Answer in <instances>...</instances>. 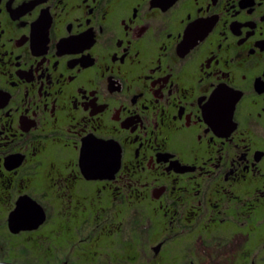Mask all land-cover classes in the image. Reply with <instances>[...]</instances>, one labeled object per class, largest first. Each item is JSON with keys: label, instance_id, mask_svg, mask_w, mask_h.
Here are the masks:
<instances>
[{"label": "flooded vegetation", "instance_id": "af4514ba", "mask_svg": "<svg viewBox=\"0 0 264 264\" xmlns=\"http://www.w3.org/2000/svg\"><path fill=\"white\" fill-rule=\"evenodd\" d=\"M28 238L264 264V0H0V240Z\"/></svg>", "mask_w": 264, "mask_h": 264}, {"label": "rangeland", "instance_id": "374dc122", "mask_svg": "<svg viewBox=\"0 0 264 264\" xmlns=\"http://www.w3.org/2000/svg\"><path fill=\"white\" fill-rule=\"evenodd\" d=\"M150 226L145 224L147 230ZM3 242V244H2ZM95 240L81 241L74 246H69L64 241L54 240L49 242L26 240L6 242L0 240V262L15 264H153L145 255H136L130 252H119L114 256L97 255ZM55 245V246H54ZM58 246L60 249H56ZM63 257H66L64 263ZM3 263V262H2ZM215 264H239L230 259L219 258Z\"/></svg>", "mask_w": 264, "mask_h": 264}, {"label": "water", "instance_id": "95a60500", "mask_svg": "<svg viewBox=\"0 0 264 264\" xmlns=\"http://www.w3.org/2000/svg\"><path fill=\"white\" fill-rule=\"evenodd\" d=\"M104 149V147H103ZM96 155H84L82 156V163H90L91 166L89 167V169H92L91 171H94L95 168L101 169V170H108V169H112V166L109 165L110 160L108 159L107 156H105L103 153L101 154V156H98V158H95ZM34 204L37 205L36 202H34ZM22 206L23 205H18L17 210L15 211V213L12 215L11 219H10V223H11V228H13V225L15 226H27L28 224L24 222V220L26 219L28 213H25L22 215ZM40 209L41 207L39 205H37ZM41 213L44 214V211L41 209ZM45 215V214H44ZM42 217V220L39 221L37 224L35 225H39L40 223H42L45 219V217ZM0 264H9V263H2L0 262Z\"/></svg>", "mask_w": 264, "mask_h": 264}]
</instances>
